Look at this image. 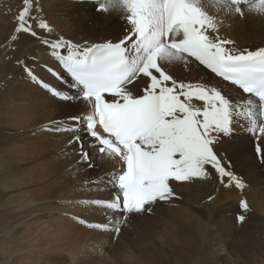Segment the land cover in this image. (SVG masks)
<instances>
[{
	"label": "snow or ice",
	"instance_id": "snow-or-ice-1",
	"mask_svg": "<svg viewBox=\"0 0 264 264\" xmlns=\"http://www.w3.org/2000/svg\"><path fill=\"white\" fill-rule=\"evenodd\" d=\"M72 2L91 5L97 21L119 16L122 31L50 39L55 29L41 15L40 0H22L3 46L11 48L21 36L38 42L53 63L18 59L22 76L61 107L85 108L83 115L64 117L70 127L63 130L74 133L68 147L75 149L77 167L96 168L97 159L119 164L99 181H88L112 190L108 198L83 201L85 208L102 211L103 220L73 219L118 239L134 218L179 200L177 184L216 180L225 191L243 189L226 145L238 132L249 134L255 141L251 163L264 167V46L238 47L221 30L225 19L264 16V0ZM175 64L211 79H177L166 70ZM58 123L50 121L51 130L59 131ZM239 208L246 213L247 201L240 200ZM235 219L243 223L246 216Z\"/></svg>",
	"mask_w": 264,
	"mask_h": 264
},
{
	"label": "rangeland",
	"instance_id": "rangeland-1",
	"mask_svg": "<svg viewBox=\"0 0 264 264\" xmlns=\"http://www.w3.org/2000/svg\"><path fill=\"white\" fill-rule=\"evenodd\" d=\"M71 3L67 0H40L43 7L41 15L56 30L60 19L71 17ZM22 6V0H0V264H70V258L74 264H264V167L251 163L255 141L247 133L238 132L232 142L226 145L234 171L245 184L243 189L225 191L216 180L191 183L198 188V192H191L193 188L187 192V196L195 200L191 205L189 201L182 200L177 192V184L175 191L181 197L179 200H174L171 205L162 204L153 215L134 218L131 226L124 229L118 239L73 219L80 216L89 224L103 220V212L83 206V201L90 198L74 199L76 214L71 213V208L65 207L70 201L63 200L64 196L79 195L72 189L77 184L81 185L83 194L97 192L100 186L89 184L88 181H98L100 170L97 167L89 169L86 165L77 167L74 163L78 157L75 149L68 147V140L73 133L62 132L64 128L70 127L64 122L65 115L72 112L70 108L61 107L53 99H46L40 107L35 106L30 100H21V96L11 86L18 87L25 83L16 60L27 59L31 63L32 56L47 53L43 46L34 49L39 44L28 36H21L11 48H4L16 26L15 17ZM76 7V21L84 22L85 25L83 30H79L81 34H85L88 26L96 23L99 36L116 31L106 28L108 32H102L103 27L112 26L111 21L115 20L113 15L97 21L91 5ZM229 26L235 35H243L240 46L252 49L264 46V16L230 18ZM210 78V75H206L203 80ZM185 81L197 82L189 76ZM24 95L32 98L36 94L32 92L30 96ZM73 113L83 115L75 110ZM50 121H58L55 127L60 130H51L53 125L49 124ZM7 142H11L12 146L6 147ZM5 150L15 153L14 157L9 159L6 152L1 156ZM7 164L22 168L21 171L8 173H15L11 184L3 178ZM48 164V170H43V166ZM30 166H34L37 175L28 176V179L36 180L43 186L39 188L38 200H33L34 204L38 203L37 209L30 212H39L42 219L38 222L36 232L37 222L34 220L37 217L30 216L31 219L26 223L34 227L29 230L28 236L36 243L46 244L38 246L40 253L33 252L32 255L28 253L26 239L18 234V228H9L15 224L13 220L16 213L12 211L13 208L20 203L23 194L28 195L33 189L30 182L23 183L24 171ZM79 178L81 182H78ZM66 179L70 181L69 184H65ZM11 195L17 196L14 198ZM209 195L215 196V199L209 201ZM242 199L249 205L246 213L239 208ZM238 213L246 216L243 223L236 221ZM20 216L15 217L17 222L21 221ZM53 217H59L64 225H68V230L72 226L75 236H65L60 224L51 226ZM201 228H205L203 236ZM191 238L194 239L192 255L185 251L187 243L184 242ZM58 246L61 251L57 250ZM198 246L199 250L196 251ZM187 254L189 259L185 257Z\"/></svg>",
	"mask_w": 264,
	"mask_h": 264
},
{
	"label": "bare ground",
	"instance_id": "bare-ground-1",
	"mask_svg": "<svg viewBox=\"0 0 264 264\" xmlns=\"http://www.w3.org/2000/svg\"><path fill=\"white\" fill-rule=\"evenodd\" d=\"M67 1H71L72 2V0H67ZM76 6H78V5H75L74 3H71V8L73 10V13H72L71 17H65V18L60 19L59 22L57 23L59 25V27L55 30L54 34H51V36L52 35L58 36V35L62 34L64 36H66V37L74 38V39L99 38L100 36L98 35V33H97L98 31L96 30V27H95V25L97 23L95 25H93V26H88V28L86 29V33L85 34H83V33L81 34L80 33L79 30L80 29L83 30V27L85 25H84V22L76 21V13L78 12L77 10H74V7H76ZM75 9H77V7ZM108 17H110V16H108ZM112 17H115V20L111 21L112 26L103 27L102 30H104V31L101 30L102 32H105V34L108 32V30L106 28H109V30H110V28H112V29H115L116 31L117 30H121L122 31V24H123L122 19L119 16L115 15V14H113ZM229 21H230V18L227 19V20L226 19L224 20L223 28L221 30V35L226 36L227 38L235 40L237 46L238 47H242V46H240L239 43H240L243 35L242 34L235 35L234 34V30L232 29V27L229 26ZM239 30H240V28H239ZM235 37H241V38H235ZM22 40L25 41L26 39H22ZM38 47H42V46L38 45L34 49L38 50ZM253 47H256V46H253ZM31 49H32V47L29 48V51H31ZM253 49H255V48H253ZM47 55H48V52L45 55H37V57H38V59L40 61L38 63L43 64L42 62L47 61L51 65L53 63V61L51 60V57H47ZM166 70L169 71L170 74H172L177 79H183V80H185L186 77L189 76L191 79L198 81V80H201V79H205L206 75H208V76L210 75V74H208V73H206L204 71H200V70H198L196 68H193L191 70H186L185 67L182 64L168 65ZM40 74L42 76H44V78L46 80L50 79L54 84H57V85L59 84V82L55 81L54 78H51L50 76L45 75L43 72H41ZM22 79L25 80L24 81L25 83L19 84L18 87H15L13 84L11 85L12 88L16 89V94L21 96V98H20L21 100H30V103L34 104L35 106L40 107L42 105V103L46 99H50L46 94L42 93V92H45L42 88H40L39 86L35 85L31 81L25 79L24 77H22ZM32 92L36 94L34 97H32V98L31 97H29V98L25 97L24 94L30 96V95H32ZM233 94L235 95V93H233ZM63 108H65V107H63ZM70 109H71L72 112L75 110V111H78V112H82L83 114L86 113V110L83 107V105L73 106V107H70ZM16 113L19 114V111L17 110ZM18 118L20 119V116H18ZM62 132H64V130H62ZM73 135H74V133H73ZM10 146H12V143L11 142H7L6 147H10ZM5 152H6V154H7L9 159H12L14 157V155H15V153L5 150L1 156H3ZM118 166H119V164L117 162L106 161V162L102 163V162L99 161V159H97V168H99V170H100L99 179H101L108 170H110L113 167H118ZM48 168H49V164H48V166L44 165L42 169L43 170H48ZM16 170L21 171L22 168H20L19 166L15 165V164H7L5 166L6 175L3 178L9 184H11V182L13 180V177L15 176V173H11V174H8V173H10L12 171H16ZM34 175H37V171L35 170L34 166H30L28 169H26L24 171L23 183L30 182L32 184V188L33 189L28 195L23 194L20 203H17L15 205V207L13 208L12 211L16 213L15 216H14V220H13V222L15 224H11L9 226L10 229H16V227H17L18 229H16V230H17L18 234L22 235V237L24 239H26L25 243L27 244L26 246L29 249L28 253L30 255H32L33 252L40 253L39 252L40 248L38 246L46 245V244H43V243H40V242L36 243L35 240H32V238L28 236L29 235V230L31 228H33L34 226L30 227L29 223H26V221L30 220L31 218L37 217L34 220V221L37 222V224H36L37 225L36 226V232H37L38 228H39L38 222L42 219V217H41L39 212L30 213V212L34 211L35 209H37L38 203L34 204L33 200H38V198H39V195H38L39 188H42V186H43L41 183H38V181H36V180L28 179V176H34ZM17 180H18L19 183L22 184V181L20 179H17ZM81 181H82V179L79 178L78 182H81ZM69 183H70V181H68L66 179V183L65 184H69ZM186 184L187 183L179 184V186H177V188H179V190H177V192L182 196V200L189 201L190 204L193 205L195 203V200H193V198H189V196H187V192H189V188H193V190H191V192H198V188H195V186H193V184H191V183L189 185H186ZM64 185H62V187ZM99 186L100 187H99V190L97 192H91L90 194H83L81 192V190H80L81 185H79V184L73 186L72 187L73 192L77 191V192H79V195H77V196H72V195L64 196V199H63L64 201H66V202L70 201V203L65 205V207L67 206V208H71V213H75L76 214V211H75V208H74L76 206L75 203H74V201H76V200H74L75 198H77V199H79V198H90V199L91 198H108V197H110L113 194L110 186L109 187H104V185H99ZM89 189H91V188H89ZM83 190L85 191V189H83ZM16 196L17 195H11V197H14V198H16ZM193 196H195V194H193ZM90 199H86V200H90ZM183 212H185V214H189L185 210H183ZM19 215H21L20 216L21 221L17 222L15 217L19 216ZM30 216H31V218H30ZM53 218L54 219H53V221H51V224H50L51 226L53 225V226L57 227V225L60 224L61 225V232L65 236H69V237L70 236H72V237L75 236L74 235L75 231L73 230L72 226H71L72 228L69 226L70 230H68V228H67L68 225H66V224L64 225L63 222L60 221L59 217L58 218L57 217H53ZM195 218H197V220H198V217L195 216ZM203 234H205V228H201V236H203ZM184 242L187 243V247H186L185 251H188V253L191 254L194 251V239L193 238L185 239ZM52 245H54V244H52ZM199 247L200 246H198L196 251L199 250ZM57 250L61 251L60 246H58ZM77 251L78 250H74V252H77ZM185 257L187 259H189L190 256L187 254V256H185ZM71 263L74 264V261H72V258H70V264Z\"/></svg>",
	"mask_w": 264,
	"mask_h": 264
}]
</instances>
